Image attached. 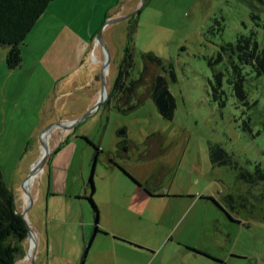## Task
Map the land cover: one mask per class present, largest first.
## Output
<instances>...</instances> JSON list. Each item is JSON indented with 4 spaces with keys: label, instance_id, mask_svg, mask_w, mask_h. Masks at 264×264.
I'll list each match as a JSON object with an SVG mask.
<instances>
[{
    "label": "rangeland",
    "instance_id": "rangeland-1",
    "mask_svg": "<svg viewBox=\"0 0 264 264\" xmlns=\"http://www.w3.org/2000/svg\"><path fill=\"white\" fill-rule=\"evenodd\" d=\"M45 12L20 68H7L0 46V169L18 211L29 204L35 237L15 264H264V76L238 48L241 37L264 48V4L53 0ZM130 53L135 77L142 55L162 61L171 118L150 97L127 113L106 102ZM88 105L97 107L41 148L48 127L69 126ZM213 146L226 163L211 161Z\"/></svg>",
    "mask_w": 264,
    "mask_h": 264
},
{
    "label": "trees",
    "instance_id": "trees-1",
    "mask_svg": "<svg viewBox=\"0 0 264 264\" xmlns=\"http://www.w3.org/2000/svg\"><path fill=\"white\" fill-rule=\"evenodd\" d=\"M52 1L0 0V46L9 48L6 55V66L9 70L20 68L22 64L21 48L24 41ZM257 1L264 4V0ZM238 42L242 44L238 46L241 49L240 60L249 63L257 75L264 76V48L258 52L256 44L251 45L250 38L241 37ZM128 43L130 44L125 47V53H128L129 45L131 48L133 46L132 37L129 38ZM141 58L142 69L136 77L132 75L131 53L123 59L106 99V102L110 103L113 100L115 108L122 113L134 110L143 104L148 97L154 100L160 92L167 91L166 78L158 75V70L162 68V61L153 53L144 54ZM140 88L143 89L142 93H139ZM235 90L237 95H244L242 89L235 88ZM168 98L170 107L162 116L171 118L174 105L172 97L168 95ZM90 144L94 147L95 154L100 152L97 146ZM118 148L126 151L125 141H120ZM57 149L59 146L56 151ZM220 154L224 156L223 163H226L228 161L227 153L218 146L211 147V161H217ZM92 206L95 214H97V208L93 202ZM98 231L96 225L95 233ZM27 234L26 223L17 209L15 195L4 182L0 169V264H15L18 258L23 256L25 253L23 243Z\"/></svg>",
    "mask_w": 264,
    "mask_h": 264
},
{
    "label": "water",
    "instance_id": "water-1",
    "mask_svg": "<svg viewBox=\"0 0 264 264\" xmlns=\"http://www.w3.org/2000/svg\"><path fill=\"white\" fill-rule=\"evenodd\" d=\"M130 15H128L129 17ZM127 17V16H126ZM125 17L123 18H120L118 19L117 21H120L122 19H124ZM109 64V58L107 57L106 58V61L103 65V69H102V72L104 73V71L106 70L107 66ZM106 98V85L104 83V79H102V87H101V91H100V95H99V99H98V104L103 102ZM154 103L157 107V110L158 112L163 115L164 113H166L168 110H169V107H170V102L168 100V92L167 91H162L160 92L156 98L154 99ZM97 107L94 106L90 109V111L86 114H84L83 116H81L80 118L78 119H75V120H72L71 121V124L69 126H64L62 125V123H56L54 125H51L50 127H48L46 130H49L50 128L54 127V126H61L62 129H69L73 126H75L76 124L82 122L83 120L86 119V117ZM124 132L121 131L120 134H123ZM49 152H47V154L45 155V157L43 159L40 160V162L38 163V168H42L43 165H44V162L48 156ZM92 171H93V167H92ZM32 174V168L30 169V173L28 175V177ZM27 180V178L25 179V181ZM90 185H91V189H93V183H92V177H90V181H89ZM27 196L29 197V194L27 193ZM28 208H29V204H27V206L25 207L24 211H22L21 215H22V218L24 219L25 223H26V227H27V231H28V234H27V238L29 240V235H30V227H29V224H28V221H27V218H26V214L28 212ZM98 223V216L96 214L95 218H94V225L96 227ZM94 232H95V229H94ZM27 252H29V249H27ZM31 264H34L33 262V259L31 260Z\"/></svg>",
    "mask_w": 264,
    "mask_h": 264
},
{
    "label": "crops",
    "instance_id": "crops-1",
    "mask_svg": "<svg viewBox=\"0 0 264 264\" xmlns=\"http://www.w3.org/2000/svg\"><path fill=\"white\" fill-rule=\"evenodd\" d=\"M45 14H47L46 12H44V14L39 18V20L36 22V24H35V26L33 27V29L30 31V33L28 34V36L26 37V40L24 41L25 42V45H23L22 46V48H21V52H23L24 51V49L25 48H27V50L29 49V47H30V42L28 41V40H30V39H28L30 36H31V34L33 33V32H35L36 30H37V26H38V22H40L41 20H42V18H44L43 16H46ZM39 34L40 35H42L43 33L41 32V29H40V32H39ZM48 35H49V33H48ZM51 33H50V36L48 37V39L47 40H49V42L51 41V42H53V39L54 38H52L51 39ZM50 42V43H51ZM45 47H47V45L45 46ZM33 58H34V60H39L38 58L39 57H37V55H34L33 56ZM69 75H70V73L68 74L67 73V76L65 75V76H63L60 80H58L59 82H66V81H69ZM59 89H61V90H63V86L62 87H60ZM66 89H70V90H72V87L71 88H66ZM66 89H64V92L66 91ZM62 92V94L64 93L63 91H61ZM61 92H59V95L61 94ZM61 94V95H62ZM60 95V96H61ZM90 105V104H89ZM87 106V109L86 110H84L83 112H80L79 114L77 113V115L75 116V118L74 119H76V118H79L80 116H81V114L82 113H84V112H86L88 109H91V107L92 106ZM70 139V138H69ZM68 139V140H69ZM67 143V142H66ZM69 144V143H68ZM67 144V145H68ZM60 146H61V144L59 145V148H60ZM58 147V146H57ZM61 152H63V150L61 151V150H59V149H57V151L55 152V155L57 156V155H60L61 154ZM32 238V244H31V247H33L34 246V241H35V237L33 236V233H32V236H31ZM26 259H32V255H31V253L27 256V258ZM37 261H39V264H42V259L40 258V257H38L37 258ZM37 263V262H36ZM19 264H30V263H28V262H25L24 261V259H21V261H20V263Z\"/></svg>",
    "mask_w": 264,
    "mask_h": 264
},
{
    "label": "bare ground",
    "instance_id": "bare-ground-1",
    "mask_svg": "<svg viewBox=\"0 0 264 264\" xmlns=\"http://www.w3.org/2000/svg\"><path fill=\"white\" fill-rule=\"evenodd\" d=\"M67 123H70V124H71V122H67ZM55 127H57V126H54V127L50 128V129L48 130V132H47V134H46V136H45V139H44V141H43V143H42V147H41V148H42L43 150H44V147H45L46 143L48 142V138H49V136H50L51 131H52ZM44 156H45V154H44V151H43L42 154H41V156L38 158V160L34 162V165L37 164V163H38V162H39ZM34 165H33V167H32V173H33V170H34ZM30 237H31V231H30V235H29V241H30ZM30 243H31V241H30Z\"/></svg>",
    "mask_w": 264,
    "mask_h": 264
},
{
    "label": "built area",
    "instance_id": "built-area-1",
    "mask_svg": "<svg viewBox=\"0 0 264 264\" xmlns=\"http://www.w3.org/2000/svg\"><path fill=\"white\" fill-rule=\"evenodd\" d=\"M30 246H31V245H30ZM30 246L28 247L29 250L32 248V247H30Z\"/></svg>",
    "mask_w": 264,
    "mask_h": 264
},
{
    "label": "flooded vegetation",
    "instance_id": "flooded-vegetation-1",
    "mask_svg": "<svg viewBox=\"0 0 264 264\" xmlns=\"http://www.w3.org/2000/svg\"><path fill=\"white\" fill-rule=\"evenodd\" d=\"M169 99V98H168ZM92 237H95L94 235Z\"/></svg>",
    "mask_w": 264,
    "mask_h": 264
}]
</instances>
